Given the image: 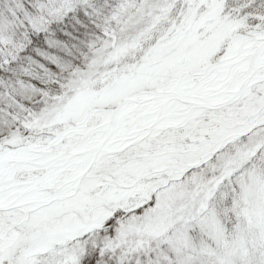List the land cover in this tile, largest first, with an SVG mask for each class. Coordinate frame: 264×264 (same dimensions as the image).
Instances as JSON below:
<instances>
[{"label":"snow or ice","instance_id":"6c2138e0","mask_svg":"<svg viewBox=\"0 0 264 264\" xmlns=\"http://www.w3.org/2000/svg\"><path fill=\"white\" fill-rule=\"evenodd\" d=\"M0 264H264V0H0Z\"/></svg>","mask_w":264,"mask_h":264}]
</instances>
